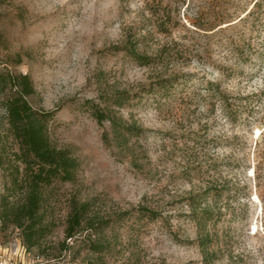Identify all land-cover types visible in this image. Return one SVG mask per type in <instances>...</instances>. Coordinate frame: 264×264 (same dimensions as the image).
Returning a JSON list of instances; mask_svg holds the SVG:
<instances>
[{
    "label": "rangeland",
    "instance_id": "1",
    "mask_svg": "<svg viewBox=\"0 0 264 264\" xmlns=\"http://www.w3.org/2000/svg\"><path fill=\"white\" fill-rule=\"evenodd\" d=\"M255 1L0 0V71L30 77L29 104L55 110L51 143L79 162L72 182L44 188L42 244L26 250L9 227L0 264L95 259L87 231L65 238L74 200L99 217L129 212L105 231L115 246L105 264H264V0ZM133 53L157 59L142 65ZM122 91L129 99L117 107ZM91 105L142 130L119 138ZM8 177L0 167V194ZM202 191L196 210L218 219L208 259L188 207ZM141 205L158 219L146 222Z\"/></svg>",
    "mask_w": 264,
    "mask_h": 264
},
{
    "label": "trees",
    "instance_id": "2",
    "mask_svg": "<svg viewBox=\"0 0 264 264\" xmlns=\"http://www.w3.org/2000/svg\"><path fill=\"white\" fill-rule=\"evenodd\" d=\"M261 1L256 0L252 6L260 7ZM133 55L142 65H149L157 59L156 56ZM174 81V78L156 81L159 84L157 88L172 87ZM7 88L13 91L8 94ZM34 90L27 74L0 71V167L9 174L4 191L0 194V232L9 227L18 229L26 250L38 248L51 232L43 211L44 188L54 181L72 182L79 167L78 160L68 149L58 148L51 143L48 121L53 118L55 110L33 108L26 97L33 94ZM128 99L129 94L122 91L114 97V102L117 107H122ZM89 108H93L91 114L98 123L109 121L119 138L122 135L125 138V132L133 135L142 130L122 124L111 114V109L94 105ZM9 136L15 141L16 149L9 145ZM103 139H106L105 134ZM206 194L207 191H202L190 195L188 207L191 209L189 218L198 231L197 244L204 258L208 259L212 253L209 252V246L218 240L217 231H211L218 219L208 207L196 210L207 205ZM138 208L146 222L157 220L161 214L158 209L146 205ZM128 213L123 211L113 216L99 217L91 210L90 202L72 201L64 229L65 238H72L81 230L87 231L90 237L88 249L96 254L95 259H87L83 264H105V254L115 247L114 238L105 231L115 221L124 223L122 220H126Z\"/></svg>",
    "mask_w": 264,
    "mask_h": 264
}]
</instances>
